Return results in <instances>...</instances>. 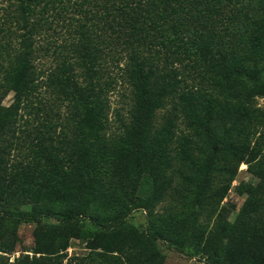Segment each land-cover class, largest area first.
<instances>
[{
  "label": "rangeland",
  "instance_id": "374dc122",
  "mask_svg": "<svg viewBox=\"0 0 264 264\" xmlns=\"http://www.w3.org/2000/svg\"><path fill=\"white\" fill-rule=\"evenodd\" d=\"M11 1L14 9L16 0H0V264H138L140 237L155 245L154 264H264V95L250 97L235 83L238 68L226 58L202 54L208 74L196 82L207 90L203 107L187 129L164 120L170 103L159 110L156 127L172 141L166 145L165 134L155 139L156 157L139 178L130 166V145L93 141L97 113L91 101H83L79 117L89 119L85 143L102 170L94 185L98 178L102 184L89 194L74 167L78 155L68 154L65 169L48 155L70 120L67 101L47 92L46 52L36 61L40 73L32 93L20 100L15 95L25 82L23 66L10 61L18 41L8 28L16 24H5L3 17ZM253 28L264 32V18ZM42 37L46 46L47 34ZM251 43L264 49V39ZM244 71L264 84V70ZM127 93L120 81L110 94L111 127L104 135L121 131L117 111L125 120ZM148 116L140 110L135 131L149 126ZM238 117L239 128L226 131ZM183 132L193 134L194 143L185 146ZM183 146L190 151L177 155ZM233 148L249 154L235 157L229 171ZM35 231L42 238L38 248Z\"/></svg>",
  "mask_w": 264,
  "mask_h": 264
},
{
  "label": "trees",
  "instance_id": "16d2710c",
  "mask_svg": "<svg viewBox=\"0 0 264 264\" xmlns=\"http://www.w3.org/2000/svg\"><path fill=\"white\" fill-rule=\"evenodd\" d=\"M16 1L14 9L13 1L6 6L3 17L5 24L11 19L16 24L14 30L8 28L16 33L18 41L10 61L24 68L25 83L14 88L15 95L20 100L32 93L40 73L36 61L42 51L46 52L47 60H51L47 63V92L67 101L70 120L48 155L62 169L70 165L68 154L78 155V165L74 167L84 177L89 194H94L102 184L98 178L94 185L102 170L97 167L100 162L91 145L85 143L89 119L79 117L83 101H91L97 113L93 141L100 145L103 138V146L130 145V166L139 178L156 157L152 152L157 145L155 139L160 134L168 135L156 127L160 124L159 110L170 103L164 120L177 128L184 124L187 129L203 107L201 100L208 95L207 90L196 82L198 76L208 74L202 54L226 58L238 68L235 83L250 97L264 95V84L257 85L244 71L264 70V49L259 51L251 43L264 39V32L252 29L264 18V0ZM43 34H47V49L40 45ZM10 39L9 35L8 43ZM119 61H125L124 65ZM120 81L128 85V114L124 120L117 111L121 131L106 136L105 131L111 127L110 94ZM143 109L149 111V126L138 133L135 126ZM240 124L239 117L232 119L226 131L238 129ZM182 140L185 146L194 143L193 134L183 132ZM168 141H172L171 135L164 141L166 145ZM185 146L177 149V155L190 151ZM241 154L245 157L249 150L232 149L229 171L237 161L235 157ZM229 186L230 182L226 190ZM70 211L74 213L76 209ZM61 216L66 220L74 217ZM35 236L38 248L41 233L35 231ZM135 245L140 251L138 264L156 262L158 252L154 244L140 237Z\"/></svg>",
  "mask_w": 264,
  "mask_h": 264
}]
</instances>
